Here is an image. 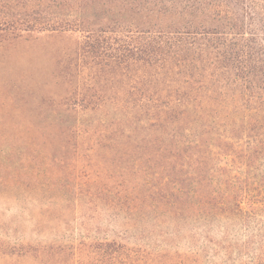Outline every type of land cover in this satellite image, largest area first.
Returning a JSON list of instances; mask_svg holds the SVG:
<instances>
[{
    "label": "trees",
    "instance_id": "trees-1",
    "mask_svg": "<svg viewBox=\"0 0 264 264\" xmlns=\"http://www.w3.org/2000/svg\"><path fill=\"white\" fill-rule=\"evenodd\" d=\"M7 30L79 32L94 76L116 81L112 120L64 127L72 165L99 173L71 186L124 226L76 243L0 240V264H264V0H0ZM100 148L123 152L113 184Z\"/></svg>",
    "mask_w": 264,
    "mask_h": 264
},
{
    "label": "rangeland",
    "instance_id": "rangeland-1",
    "mask_svg": "<svg viewBox=\"0 0 264 264\" xmlns=\"http://www.w3.org/2000/svg\"><path fill=\"white\" fill-rule=\"evenodd\" d=\"M82 41V34L75 31H0V240L76 243L87 228L101 234L123 230V220L100 221L98 213L105 207L100 206L99 195L93 194L88 204L90 196L71 186L72 180L99 184V173H93L91 165H72L71 130L64 126H73L75 120H112L117 114L113 104L117 83L109 73L94 76L99 66L81 58ZM119 87L125 89L124 80ZM97 89L105 90V105L79 110L82 93ZM114 152L109 156L100 148L96 156L102 168H108L102 176L109 184L126 166L120 159L123 152ZM59 157L64 161L51 164V173L37 172ZM74 198L83 201L81 206H73ZM137 227L145 228L142 223ZM147 234L141 232V239Z\"/></svg>",
    "mask_w": 264,
    "mask_h": 264
}]
</instances>
